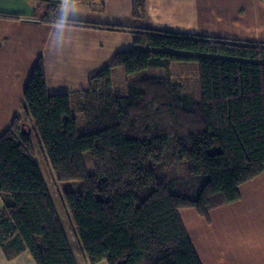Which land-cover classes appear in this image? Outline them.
Masks as SVG:
<instances>
[{
	"label": "trees",
	"instance_id": "16d2710c",
	"mask_svg": "<svg viewBox=\"0 0 264 264\" xmlns=\"http://www.w3.org/2000/svg\"><path fill=\"white\" fill-rule=\"evenodd\" d=\"M32 1L53 13L59 5ZM144 6L133 0L135 16ZM136 34L135 47L116 53L81 91L48 93L44 62L36 61L22 98L34 136L21 133L20 115L0 134L4 255L27 251L34 264H77L36 152L55 181H79L60 202L87 264H201L179 210L207 220L264 172V46ZM188 61L199 67V101L170 73L172 63ZM116 68L127 78L123 95L114 94ZM152 68L164 75L128 79ZM180 160L188 164L183 173Z\"/></svg>",
	"mask_w": 264,
	"mask_h": 264
},
{
	"label": "crops",
	"instance_id": "0c3cea01",
	"mask_svg": "<svg viewBox=\"0 0 264 264\" xmlns=\"http://www.w3.org/2000/svg\"><path fill=\"white\" fill-rule=\"evenodd\" d=\"M75 4L78 11L57 50L52 32L59 5L53 13L31 0H0V134L16 115L32 131L22 98L39 58L47 92L57 94L87 89L116 53L135 47L136 33L164 31L264 46V0H145L144 12L137 16L133 0ZM238 190V201L213 209L207 220L191 208L179 210L201 264H264V172ZM1 250L6 264H34L26 251L7 259ZM75 258L77 264H87L82 254Z\"/></svg>",
	"mask_w": 264,
	"mask_h": 264
},
{
	"label": "rangeland",
	"instance_id": "374dc122",
	"mask_svg": "<svg viewBox=\"0 0 264 264\" xmlns=\"http://www.w3.org/2000/svg\"><path fill=\"white\" fill-rule=\"evenodd\" d=\"M170 73L172 75V79L178 83L181 84L184 91H186V94L189 96H193L197 101L201 100L202 93L200 91V79H199V67L196 62L188 61V62H175L172 63L170 66ZM164 75V71L161 69H147L140 71L139 73H136L132 75L131 77H128L129 80H136L140 79L143 76L146 77H152V76H162ZM123 70L121 68L112 69V75H111V82L113 83V90L115 95H123L125 91V84L127 82V78L125 77ZM81 117L80 115L78 118ZM78 120V119H77ZM80 122V120H79ZM35 143V140H34ZM83 160L86 164V168H88V171L91 172V168L89 165V156L87 152H84ZM39 153L36 152V158L38 159V164L40 167V170L42 171V177L46 184V187L52 195V200L54 205H56L57 212L65 218L64 221V228L66 229V232L69 235V240H71L72 249L73 252L78 254L80 257L81 252L79 251V248L77 244H75V240L72 236V229L69 226V223L67 221V216H65V209L63 205H61V195L62 191L64 190H78L79 189V181H73V182H57L55 181L53 175L51 174V171L48 169V167L45 164V161H43V158H39ZM176 169L178 173H183L184 170L187 171L188 164L182 160L176 163ZM184 169V170H183ZM183 170V171H182ZM170 170H168L169 175ZM59 216V215H58ZM62 221V220H61ZM1 249V247H0ZM2 251V250H1ZM3 252V251H2ZM27 252V251H26ZM4 255V253H3ZM5 257L8 259V256L5 255ZM12 258V257H9ZM7 261V260H5ZM5 261L0 259V264H6ZM104 261V260H103ZM19 262V261H18ZM101 264H108L107 262H101Z\"/></svg>",
	"mask_w": 264,
	"mask_h": 264
},
{
	"label": "clouds",
	"instance_id": "9594fccd",
	"mask_svg": "<svg viewBox=\"0 0 264 264\" xmlns=\"http://www.w3.org/2000/svg\"><path fill=\"white\" fill-rule=\"evenodd\" d=\"M78 11L75 0H60L59 12L52 32V45L59 50L64 44V34L70 25V17Z\"/></svg>",
	"mask_w": 264,
	"mask_h": 264
},
{
	"label": "water",
	"instance_id": "95a60500",
	"mask_svg": "<svg viewBox=\"0 0 264 264\" xmlns=\"http://www.w3.org/2000/svg\"><path fill=\"white\" fill-rule=\"evenodd\" d=\"M24 124V123H23ZM30 129H25L24 125H21V133L30 136Z\"/></svg>",
	"mask_w": 264,
	"mask_h": 264
}]
</instances>
